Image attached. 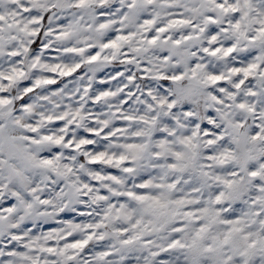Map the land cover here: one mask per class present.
Listing matches in <instances>:
<instances>
[{
	"label": "clouds",
	"instance_id": "9594fccd",
	"mask_svg": "<svg viewBox=\"0 0 264 264\" xmlns=\"http://www.w3.org/2000/svg\"><path fill=\"white\" fill-rule=\"evenodd\" d=\"M0 94V251L93 232L73 262L41 256L264 264V0H0ZM145 182L166 214L121 199Z\"/></svg>",
	"mask_w": 264,
	"mask_h": 264
},
{
	"label": "snow or ice",
	"instance_id": "6c2138e0",
	"mask_svg": "<svg viewBox=\"0 0 264 264\" xmlns=\"http://www.w3.org/2000/svg\"><path fill=\"white\" fill-rule=\"evenodd\" d=\"M13 76H9L8 79H13ZM215 79H219V77H215ZM30 91V89H29ZM11 98L6 97L3 94H0V104H6L9 102ZM95 131V130H93ZM60 139H57V143H59ZM80 144L84 143H91L89 141L81 140L79 142ZM79 147V145H77ZM104 157V153H99L97 155H94L91 157L93 161H100ZM126 158L124 156H120L118 160L123 161ZM111 160V158H109ZM41 164H51V159H45L42 161H39ZM253 175H256L254 172ZM113 179H117L116 177H113ZM114 191V190H113ZM125 197L135 199L136 201L142 202L144 204V211L147 213H151L153 216L160 217L164 214H166V205L167 201H165L162 198V195H153L151 192L148 191V182H145V184L140 185L137 187L136 190H128L125 193L121 194V199L123 200ZM219 200L220 197H217ZM31 206L29 205L28 208ZM113 210V207L110 205V211L106 213L105 215H110L111 211ZM15 211V205L13 203L12 199L3 200L2 197H0V217H7L9 214L14 213ZM114 211L117 214H125L131 215V213L125 212L122 206L115 207ZM189 215H191L189 213ZM234 215V214H233ZM199 219L198 217L196 218ZM141 221L138 219L136 220V224L133 225V227H136V225L140 224ZM151 223V221H149ZM88 227H95V225H89ZM208 225L207 224H201L198 231H196L192 235V247L196 248L197 243L199 239L203 237V234L207 232ZM183 229V225L178 226L175 231L179 233ZM237 230H240L237 228ZM35 231V230H33ZM122 233L126 235V238L123 240V243H131L134 240L138 239L139 236H141L143 233H136L135 235L128 236V229L122 228L120 229ZM94 235L93 232H89L87 239H76L70 235L67 236V243H64L62 247H58L57 245H48L46 243H41L40 240L43 239L44 241H47L49 239H64V237H57V236H51L50 234H44L42 237L35 238V242H30L25 245V251L18 250L14 244H9L7 246V249L0 251V258H3L4 264H53V262L48 259L47 256H41V253H47V254H60V255H66V259L68 262H73L77 259L78 253L80 251H88L89 249L86 247L88 245L89 239ZM248 235V234H246ZM17 239L22 238L19 234L16 237ZM230 237L225 236L223 240L221 241V247H228ZM259 243L258 239L249 238V245L251 247H255ZM184 247L185 245L182 243L180 239H175L171 242L169 247ZM69 249L75 250V251H69ZM210 250V249H209ZM111 250L106 249L100 255L108 256L111 255ZM191 264H199V257L195 252L192 253L190 256ZM229 260H231V257H229Z\"/></svg>",
	"mask_w": 264,
	"mask_h": 264
}]
</instances>
